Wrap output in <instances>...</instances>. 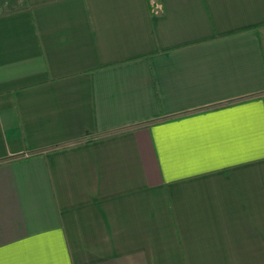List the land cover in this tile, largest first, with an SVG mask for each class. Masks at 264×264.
Instances as JSON below:
<instances>
[{
  "label": "crops",
  "instance_id": "obj_1",
  "mask_svg": "<svg viewBox=\"0 0 264 264\" xmlns=\"http://www.w3.org/2000/svg\"><path fill=\"white\" fill-rule=\"evenodd\" d=\"M5 1L0 264H264V0Z\"/></svg>",
  "mask_w": 264,
  "mask_h": 264
},
{
  "label": "rangeland",
  "instance_id": "obj_2",
  "mask_svg": "<svg viewBox=\"0 0 264 264\" xmlns=\"http://www.w3.org/2000/svg\"><path fill=\"white\" fill-rule=\"evenodd\" d=\"M12 2V1H11ZM10 2V0H6L5 2H3V5H2V7L3 8H1L3 11H6V10H8V9H11V7H13L14 6V4L13 3H11ZM2 11V12H3Z\"/></svg>",
  "mask_w": 264,
  "mask_h": 264
},
{
  "label": "built area",
  "instance_id": "obj_3",
  "mask_svg": "<svg viewBox=\"0 0 264 264\" xmlns=\"http://www.w3.org/2000/svg\"><path fill=\"white\" fill-rule=\"evenodd\" d=\"M151 6L154 8V10L158 11L160 9V3L156 0H151L150 1Z\"/></svg>",
  "mask_w": 264,
  "mask_h": 264
}]
</instances>
